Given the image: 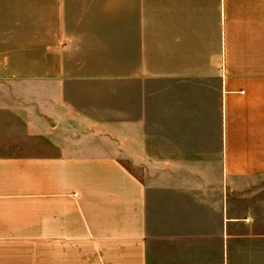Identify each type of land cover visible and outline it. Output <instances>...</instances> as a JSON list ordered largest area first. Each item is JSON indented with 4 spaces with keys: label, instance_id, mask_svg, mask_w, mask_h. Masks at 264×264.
I'll return each mask as SVG.
<instances>
[{
    "label": "crops",
    "instance_id": "crops-1",
    "mask_svg": "<svg viewBox=\"0 0 264 264\" xmlns=\"http://www.w3.org/2000/svg\"><path fill=\"white\" fill-rule=\"evenodd\" d=\"M0 12V264H148L151 196L122 157L206 155L209 199L163 160L168 264H264V0Z\"/></svg>",
    "mask_w": 264,
    "mask_h": 264
},
{
    "label": "rangeland",
    "instance_id": "rangeland-1",
    "mask_svg": "<svg viewBox=\"0 0 264 264\" xmlns=\"http://www.w3.org/2000/svg\"><path fill=\"white\" fill-rule=\"evenodd\" d=\"M5 19L3 17V13L0 12V25L2 20ZM3 28L0 27V35L2 34ZM218 157L216 156H175V157H162V156H138V157H122L123 164L129 168L137 177L141 179V181L148 185V190L151 196V199H148V218H147V228L149 239L147 242V255H148V264H168L167 262V253L169 250V239L164 236V232H167V220L165 218L163 212V202L164 199L162 196L161 188V177L163 171V162L165 161L167 169L168 161H171V164H174L173 167L175 169H179L180 173L173 172L172 174L175 177V182L177 176H180L181 185L189 191L193 193V188L195 185V176L196 178L199 175L205 176V180L207 181L206 188H203V197L209 199L208 195L209 190V182L208 177L210 174V164H217ZM164 160V161H163ZM154 165V172L147 171V166L152 168ZM194 165H197L198 169L202 170L201 173L195 172L193 170ZM164 169V170H165ZM175 170V171H176ZM206 191V195L204 194ZM192 197V195H190ZM181 197H185V199H192L185 193L182 194ZM233 198L235 199V212L241 214L244 208L247 206V202L243 200L241 197V192L239 190H235L233 194ZM189 201V202H188ZM185 214H181L180 226L183 230H193V213H194V204L192 200H187L185 205ZM177 218L175 219V223L177 224ZM191 237L183 236L180 237V241L184 243ZM187 245L182 244L180 247L181 253L184 254ZM171 251V249H170ZM175 253L177 252V246L173 250ZM181 264H185L184 259Z\"/></svg>",
    "mask_w": 264,
    "mask_h": 264
}]
</instances>
